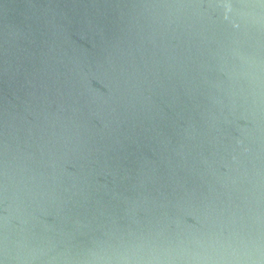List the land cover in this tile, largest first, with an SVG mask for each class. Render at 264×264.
I'll return each mask as SVG.
<instances>
[{
	"label": "water",
	"instance_id": "water-1",
	"mask_svg": "<svg viewBox=\"0 0 264 264\" xmlns=\"http://www.w3.org/2000/svg\"><path fill=\"white\" fill-rule=\"evenodd\" d=\"M0 264H264V0H0Z\"/></svg>",
	"mask_w": 264,
	"mask_h": 264
}]
</instances>
